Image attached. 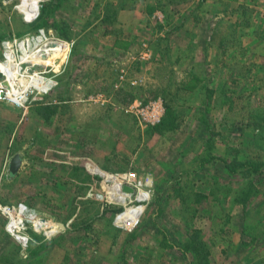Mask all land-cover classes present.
Wrapping results in <instances>:
<instances>
[{
    "label": "rangeland",
    "instance_id": "1",
    "mask_svg": "<svg viewBox=\"0 0 264 264\" xmlns=\"http://www.w3.org/2000/svg\"><path fill=\"white\" fill-rule=\"evenodd\" d=\"M22 1L0 0V63L7 42L68 45L44 58L13 47L35 87L14 85L26 107L0 99V264H264V0ZM50 2L66 38L34 30ZM152 102L156 124L132 109ZM100 170L144 182L143 215H122H142L133 231L115 218L135 197L110 204ZM20 205L45 226L11 216ZM196 230L199 262L183 252Z\"/></svg>",
    "mask_w": 264,
    "mask_h": 264
},
{
    "label": "built area",
    "instance_id": "2",
    "mask_svg": "<svg viewBox=\"0 0 264 264\" xmlns=\"http://www.w3.org/2000/svg\"><path fill=\"white\" fill-rule=\"evenodd\" d=\"M40 35L42 36L43 33H41ZM52 39H54V38H52ZM52 39H50V40H52ZM56 40L62 41V40H59V39H56ZM34 41H35V39L34 40L33 39H27V40L22 41L18 45L15 44V43L14 44L17 45L16 49L21 51L20 53H21V56L23 57L24 52L21 49L20 45L28 43V42L33 43ZM63 42L66 45V49H67V45L68 44L65 41H63ZM15 45L13 46V43H9V42L6 43L7 53L12 52V54L14 56V61L16 62V54H15V52L13 50V47H15ZM65 52H66V50H65ZM65 52L63 53V55L65 54ZM22 57H21V59H22ZM20 62H21V60H20ZM24 65L25 64H21V69H22V67ZM25 73H27V72H25ZM1 74L3 75V73H1ZM27 75L30 76L28 73H27ZM43 84H44V82H43ZM51 88H52V85H50V89ZM12 90H13V86H11V91H8V92L5 93L4 89H2L0 87V99H4L5 98V99H7V101L11 105L17 107L10 100L11 98H15V99L17 98L20 101V103L23 104V107H26L24 105L25 101H23L22 97L19 94H18V96H15L12 93ZM98 98H100V97H98ZM134 108H137V109L140 108L138 110V112L141 114L143 119L145 121H151L153 124L159 123L161 121V116H162V114L164 112L162 104H160L158 102H155V103L152 102V103H150L148 106H146L144 108H141V106L138 105V104L137 105H132V109H134ZM102 173H103V175H100V174H98V175H99L100 178H103V180H104V182L106 184L107 195L109 197L108 202L110 204H114V205L121 204L122 201L125 202V200H124L125 197H128L127 200H131V203H132V197H135L134 200H133V201H135L134 205L132 207H129V208H126L124 206L125 207L124 211L121 212L115 218V226L117 228H119V229H121L123 231H125V230H127L129 232L133 231L136 228V226L138 225V223H139V221H140V219H141V217L143 215V208L145 207V205H147L149 203V195H148V193H146L144 191V185H145L144 182L142 180H139L137 178L136 174H125V175L118 174V175L114 176V175H109V174L104 173V172H102ZM125 189H130L131 190L130 194H125L124 193V191H126ZM136 207L141 208L142 215H141L140 219L138 220V222L133 225L132 222L128 221L129 220L128 218H125V219L122 218V215L125 213V211L127 209L136 208ZM27 213H30V212L28 211L27 207H25L24 205H20L19 207L13 208V210L10 211V215L13 216L14 218H18L19 216H24ZM28 220L31 223V226H32V228L34 230H38L39 231L40 229H42L45 226L43 221L41 219L37 218L33 213L29 214ZM25 221H23V219H21L20 224L21 225L25 224ZM10 226L13 229L10 232L9 231L8 232L11 233L14 237L16 236V239L18 241H20L22 244H26L27 240H25L23 237H20L21 236L20 235L21 230H20L19 225H16L13 222V223H11ZM15 233H16V235H14Z\"/></svg>",
    "mask_w": 264,
    "mask_h": 264
},
{
    "label": "bare ground",
    "instance_id": "3",
    "mask_svg": "<svg viewBox=\"0 0 264 264\" xmlns=\"http://www.w3.org/2000/svg\"><path fill=\"white\" fill-rule=\"evenodd\" d=\"M29 0H23L22 1V5L25 6V8L27 10L30 9V11H36L38 9V5L37 3L35 2H28ZM38 15H39V11H38ZM38 15H37V18H38ZM26 18V17H25ZM37 18L35 19H30L32 22L35 21ZM52 40H56V39H52ZM50 40V46L47 44L43 47H38V45H35V44H23L21 47V49L23 50L24 52V56L28 55L27 58H29V56H31L32 54H34L35 56L37 55V57L39 58H44V56L46 54H48L50 52V56H54V54H52L55 49L57 48L59 50V44H60V50L62 51L61 53H64V42L63 41H52ZM51 41L52 43L55 44L54 47H52V44H51ZM27 46V47H26ZM38 47V48H37ZM49 47H50V50H49ZM37 48V52L35 53V50ZM49 50V51H48ZM27 53V54H26ZM11 54V53H10ZM49 55V54H48ZM47 55V56H48ZM6 59V58H5ZM18 70V72H17ZM0 72L3 73V75L5 76L6 78V81L11 85L13 86V90H12V93L15 95V96H18V92L16 91V88L14 87V85L16 84V81L18 80V78L20 77L21 78V82H28V83H25L23 86L24 88H28L29 86H34L32 84V82H29V79L25 76V74L22 73V71L20 69H17L16 68V64H15V61H14V56L13 54L12 55H9L8 59L6 62H1L0 63ZM35 87V86H34ZM21 90V89H20ZM25 93V92H24ZM17 99V98H16ZM15 98H11L10 100L17 106V107H23V104L20 103V101L17 99L16 100ZM100 175H103V173L101 171H99ZM16 235V233L14 234ZM16 237V236H15Z\"/></svg>",
    "mask_w": 264,
    "mask_h": 264
},
{
    "label": "trees",
    "instance_id": "4",
    "mask_svg": "<svg viewBox=\"0 0 264 264\" xmlns=\"http://www.w3.org/2000/svg\"><path fill=\"white\" fill-rule=\"evenodd\" d=\"M59 6H60L59 4L56 5V4L51 3V2L44 5L43 9H42V14H41L37 24L34 26V30L40 31L41 29H44L46 31L47 29H55L58 34L62 35V37H64V38H66L65 30L61 27V25L56 24V23H52V25L50 27L48 26L47 17H48L49 7H51L53 9L52 10L50 8V10H51L50 15H51L53 13L52 11H55L56 9H58ZM37 15H38V13H36L32 17H30L29 19L37 18ZM29 19H27V20H29ZM118 94L120 95L121 98L125 97V98L121 99L122 103L127 104V103H130L134 100V96L128 94L125 90H120ZM126 97L130 98L129 101L126 100ZM53 112L56 113V110H55V108L52 107V109H50V114ZM169 123H170V121H167V120L162 121L158 125V127H161V126L167 127V126H169ZM242 165L245 166V164H242ZM204 246H206V244L203 241L202 233H201V231L196 230L192 233V237L187 242L184 243L183 248L185 250L183 252L186 253L187 255L188 254L191 255L195 262H199L200 254L201 253L203 254L204 249H206Z\"/></svg>",
    "mask_w": 264,
    "mask_h": 264
},
{
    "label": "water",
    "instance_id": "5",
    "mask_svg": "<svg viewBox=\"0 0 264 264\" xmlns=\"http://www.w3.org/2000/svg\"><path fill=\"white\" fill-rule=\"evenodd\" d=\"M21 164H22L21 158L18 155H16L14 157V159L11 161L10 172L13 175L16 174L18 172Z\"/></svg>",
    "mask_w": 264,
    "mask_h": 264
},
{
    "label": "crops",
    "instance_id": "6",
    "mask_svg": "<svg viewBox=\"0 0 264 264\" xmlns=\"http://www.w3.org/2000/svg\"><path fill=\"white\" fill-rule=\"evenodd\" d=\"M54 108V107H53ZM55 110H56V113H51L50 114V121H52L53 120V118H55V116L58 114V110L55 108ZM68 120H70V119H68ZM71 121V120H70ZM23 163V162H22ZM12 174V173H11Z\"/></svg>",
    "mask_w": 264,
    "mask_h": 264
}]
</instances>
